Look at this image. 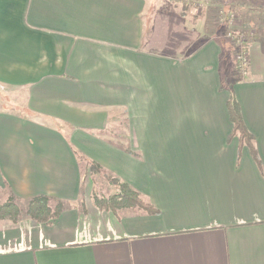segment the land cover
Returning <instances> with one entry per match:
<instances>
[{
    "label": "crops",
    "instance_id": "1",
    "mask_svg": "<svg viewBox=\"0 0 264 264\" xmlns=\"http://www.w3.org/2000/svg\"><path fill=\"white\" fill-rule=\"evenodd\" d=\"M152 3L0 0V89L21 101L0 100V189L70 206L0 221V264H264V46L236 79L222 17ZM229 89L263 172L231 138ZM89 160L159 212L83 202Z\"/></svg>",
    "mask_w": 264,
    "mask_h": 264
},
{
    "label": "rangeland",
    "instance_id": "2",
    "mask_svg": "<svg viewBox=\"0 0 264 264\" xmlns=\"http://www.w3.org/2000/svg\"><path fill=\"white\" fill-rule=\"evenodd\" d=\"M207 1L210 5L207 7L206 2ZM234 3L229 4L228 7L230 10H228L226 13H221V10L224 9V2L223 0H153L152 6L150 8V13H149V18L151 17V14H153V10L155 9V5L158 3H164V8L171 10L169 14L172 13V11H178L177 7L182 8V13L185 14H190L192 13V10H197L198 14H207V12H210L211 16H208V23L211 25L217 26V22L220 21V17H222L221 20H224L228 23V25H224L225 27V38L227 42L230 44L229 45V50H228V57L231 61V67L232 70L234 69V73H238V75H232L236 79H239L242 77L241 72L239 74L240 69H238V63L236 61V55L239 51V46L238 44L235 43V34L238 36H243L245 40L246 46H248V41L250 40H260V42L264 46V0H234ZM151 4V2H150ZM181 10V9H180ZM214 13H211V12ZM220 13L222 14L220 16ZM234 15V23L230 24V18L231 16ZM228 18L227 20H225ZM229 20V21H228ZM221 24V22L219 23ZM163 26V24L161 23ZM170 26V24H169ZM174 27V28H173ZM173 28H168L167 31H163L161 33V36L157 37L156 40L161 42L163 39V42L168 41H173L178 34V28H177V22L176 24L173 23ZM218 28L221 30V28L218 26ZM232 33V35H230ZM245 51L248 53V58H249V50L248 47L245 49ZM239 70V71H238ZM7 92L5 90L0 89V100H2ZM6 98V97H5ZM7 99V98H6ZM12 102L14 106H19V103L21 101L19 99H7ZM4 106L6 107L7 105H11V103L7 102L6 100L3 101ZM23 108V106H21ZM26 110V109H25ZM122 122L123 118H122ZM92 130H89V133H91ZM104 135L107 136L105 133ZM82 152L86 153V150L84 148H79ZM92 161H88V164L90 165ZM88 165L87 171H86V178L84 182V187L82 189V201L86 202L87 200H93V198L98 195V196H105L109 197L114 194H117L119 192V189L116 185L111 183L110 176L111 173L108 172L107 170H104L103 168H99V171L96 173L90 172V166ZM11 195L7 193V191L1 190L0 189V206L5 204ZM20 209H22V215H24L23 219L18 222H13L15 224L26 221V220H31L26 217L25 210L27 209V204L28 202L23 199H16ZM127 210V209H126ZM132 210V209H131ZM3 220H9V219H0V221Z\"/></svg>",
    "mask_w": 264,
    "mask_h": 264
},
{
    "label": "trees",
    "instance_id": "3",
    "mask_svg": "<svg viewBox=\"0 0 264 264\" xmlns=\"http://www.w3.org/2000/svg\"><path fill=\"white\" fill-rule=\"evenodd\" d=\"M229 93L230 98L227 105L231 122L233 123L231 138H238L239 157L242 149L247 147L258 167L263 172L261 160L256 148L255 137L247 128L243 119L240 104L236 100L231 89H229ZM89 163H91L89 166L90 172L92 173H96L99 171V168H102L99 164L93 161ZM110 180L112 184L118 187L119 192L109 197L96 195L92 201L99 210L111 212L117 216L119 212L126 209H140L148 214H157L159 212L152 204L145 202L138 191L134 190L128 183L124 182L119 177L112 175L110 176ZM16 199L19 198L11 195L9 200L0 206V219H9L13 222H18L24 218V215H22V209H20ZM26 201L28 202L27 209L24 213L26 217L43 224H51L63 211L70 207L64 201L46 195L35 196ZM82 209L83 211H86L85 207Z\"/></svg>",
    "mask_w": 264,
    "mask_h": 264
},
{
    "label": "built area",
    "instance_id": "4",
    "mask_svg": "<svg viewBox=\"0 0 264 264\" xmlns=\"http://www.w3.org/2000/svg\"><path fill=\"white\" fill-rule=\"evenodd\" d=\"M229 23L230 24L234 23V15L231 16ZM230 35H232V33H230ZM234 38H235V43L238 44V46L240 47L236 55V61L238 63V68L241 70L240 71L241 74L245 75L247 72V66H248V53L245 51V49L247 48L245 44V40L243 36H238L236 34Z\"/></svg>",
    "mask_w": 264,
    "mask_h": 264
}]
</instances>
